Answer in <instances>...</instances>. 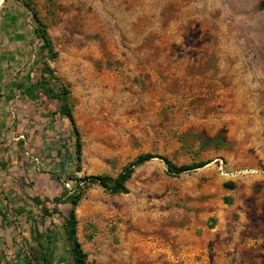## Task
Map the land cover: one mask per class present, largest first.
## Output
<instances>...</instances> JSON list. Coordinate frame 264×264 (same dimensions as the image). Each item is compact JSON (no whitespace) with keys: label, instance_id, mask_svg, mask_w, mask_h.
Here are the masks:
<instances>
[{"label":"rangeland","instance_id":"obj_1","mask_svg":"<svg viewBox=\"0 0 264 264\" xmlns=\"http://www.w3.org/2000/svg\"><path fill=\"white\" fill-rule=\"evenodd\" d=\"M21 1L46 25L58 57L41 52L34 36L21 47L13 85L45 78L56 92L68 90L82 154L78 167L71 124L54 115L53 101L34 103L15 89L36 118L24 102L9 105L27 191L20 188L21 198L11 202L24 213L14 220L8 260L16 264L17 251H30L37 226L54 233V264H71L63 231L71 205L58 206L60 214L42 224L31 198L59 196L62 182L69 190L83 185L70 177H116L151 153L178 166L208 164L175 176L155 158L136 169L128 194L92 185L76 211L88 264H185L192 235L216 228L227 234L225 245L240 228L241 264H264L261 0ZM27 14L32 32L38 24ZM45 66L54 74L43 76ZM205 242L212 259L214 242Z\"/></svg>","mask_w":264,"mask_h":264},{"label":"crops","instance_id":"obj_2","mask_svg":"<svg viewBox=\"0 0 264 264\" xmlns=\"http://www.w3.org/2000/svg\"><path fill=\"white\" fill-rule=\"evenodd\" d=\"M7 5H11L12 7L11 9L8 8L9 11H7ZM29 21L27 9L19 1L11 0L10 4L9 0L1 1L0 89L7 88L12 91L9 96H0V258H2L3 263L9 259L7 255L11 253L10 249L13 246L11 244L13 241V225L10 223V220L12 219V215L18 216V212L12 209L13 205L11 202L14 197L18 196L16 199L21 198L20 186L25 185L24 180H27L23 178L25 174L20 166L22 163L20 144L14 143L12 140L14 139L19 142L21 135L10 133L11 115L9 105L13 102H24L25 107L30 105L28 100L27 102L19 98L16 94V87L13 85V81H17L15 75L21 69L18 67L22 52L21 47L26 46L34 37L33 30L30 32L31 26L29 25ZM28 73L29 71L26 72V74ZM1 93L3 94L5 91H1ZM14 96L15 98H12ZM47 101L52 102L49 99ZM32 107L36 109L35 104ZM27 111L32 115L33 119L36 118V111H31V106H28ZM37 126L35 127L37 128ZM11 189L18 192L12 194ZM8 205H10V209H8ZM7 216L8 218L6 219L5 217ZM239 229L234 231L228 238V241L233 239L235 242L228 245L224 243L227 241V234L222 230H218V228L213 230L212 234H206L207 236L205 234L201 237L192 235V239L196 244L192 246L191 252L188 253L185 264H241L243 247L239 241L242 230ZM206 239H212L214 242L213 252L215 257L213 256L212 259L209 256L211 248L208 246V242H205ZM229 252L233 253L230 254ZM257 255L259 256L260 254ZM261 255H264V251ZM194 256H197V258L193 259Z\"/></svg>","mask_w":264,"mask_h":264},{"label":"trees","instance_id":"obj_3","mask_svg":"<svg viewBox=\"0 0 264 264\" xmlns=\"http://www.w3.org/2000/svg\"><path fill=\"white\" fill-rule=\"evenodd\" d=\"M19 1L28 11L31 13L33 20L38 24L36 28L33 29V35L41 41L40 51L48 52V57L53 60L58 57V53L54 51L53 42L51 37L48 34V30L46 25H44L38 18L37 13L30 7L29 3H24L21 0ZM260 10L264 11V0L260 1L259 4ZM46 74L53 75L54 72L49 66H45L43 69V76ZM56 79V78H54ZM30 85L27 88H22V85H14L17 90H21L23 95L26 96L29 100L37 103L41 101L44 97L52 100L56 108L54 110V115H58L61 118L67 119L71 124V136L74 137V145H75V157L77 159V166L79 167V162L81 160L82 154V144L79 136V130L75 122V118L70 110L69 105V91L66 89H62L59 91H55L54 89L47 86V82L45 78H40L39 80H31ZM0 89V93H1ZM19 144L22 142H20ZM155 158H161L167 166L168 172L172 175L178 176L183 173H187L193 170H197L205 167L208 163H200L196 165H175L168 158L162 156H156L151 153H147L144 155H140L134 162L130 163L126 166L123 171L118 174L116 177H111L108 175H98V176H90L85 179H75L68 178L69 180H75L76 183L83 182V185H76V187L72 190H69L66 186V182H62L63 184V192L53 198H42L39 195H36L31 198V201L41 209L40 220L45 223V219L47 217H51L53 214H60L58 206L64 204H70L71 209L69 211V215L64 219L63 223V231L66 235V239L70 245V254H71V264H88V254L84 251L81 242L78 238V219H77V208L84 196L86 190H88L92 185L97 184L104 188L111 194H128L129 189L127 187V183L133 177L136 169L145 163L152 161ZM78 171L79 168H78ZM57 178L61 180L60 177ZM20 186L23 191H27V189ZM48 204H53L56 207L52 210L48 206ZM17 211V215H12V219L10 223H12L14 227V220L21 216L24 212L23 209L15 210ZM30 219L38 224L37 221L34 220L33 214L31 212L28 213ZM6 219L8 218L5 217ZM35 236L32 237L34 245H30V251L25 253L19 250L16 256V264H54L55 261V242H54V233L52 230L47 227L44 231H40L37 226L34 228ZM26 242L27 240L24 239ZM0 264H4L2 258H0ZM5 264H12L10 260H6Z\"/></svg>","mask_w":264,"mask_h":264},{"label":"water","instance_id":"obj_4","mask_svg":"<svg viewBox=\"0 0 264 264\" xmlns=\"http://www.w3.org/2000/svg\"><path fill=\"white\" fill-rule=\"evenodd\" d=\"M2 0H0V3H1Z\"/></svg>","mask_w":264,"mask_h":264}]
</instances>
